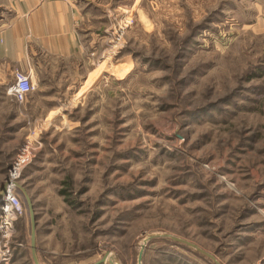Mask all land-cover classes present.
Segmentation results:
<instances>
[{
    "label": "rangeland",
    "instance_id": "obj_1",
    "mask_svg": "<svg viewBox=\"0 0 264 264\" xmlns=\"http://www.w3.org/2000/svg\"><path fill=\"white\" fill-rule=\"evenodd\" d=\"M249 3L128 6L121 47L110 54L106 36L93 93L70 115L58 102L47 118L41 101L27 116L1 69L0 187L40 130L18 180L25 193L14 192L11 264L34 262L25 194L38 263L138 264L144 246L141 264H215L168 238L145 243L166 234L219 264H264V38Z\"/></svg>",
    "mask_w": 264,
    "mask_h": 264
},
{
    "label": "crops",
    "instance_id": "obj_2",
    "mask_svg": "<svg viewBox=\"0 0 264 264\" xmlns=\"http://www.w3.org/2000/svg\"><path fill=\"white\" fill-rule=\"evenodd\" d=\"M141 1L0 0V71L9 70L11 83L16 71L29 73L35 91L22 103L26 115L38 111L41 101L47 118L58 102H65L66 115L82 108L93 93L94 56L101 54L105 32L125 17V8ZM247 1L259 6L253 29L264 38V0Z\"/></svg>",
    "mask_w": 264,
    "mask_h": 264
},
{
    "label": "built area",
    "instance_id": "obj_3",
    "mask_svg": "<svg viewBox=\"0 0 264 264\" xmlns=\"http://www.w3.org/2000/svg\"><path fill=\"white\" fill-rule=\"evenodd\" d=\"M124 17L119 20L114 28L106 31L105 35L110 38V54H114V50L119 49L123 42V36L127 27ZM35 91L29 73L16 71L14 73L13 82L6 87L5 94L15 100L18 104L25 102L28 94ZM40 130L35 128L33 132L27 136L24 145L18 150L16 155L10 162L7 177L5 179L6 192L0 200V264H11L13 251L20 244L11 242L13 233V223L21 216V204L15 195V185L21 177L22 170L28 166L34 159L36 150L40 146L37 137Z\"/></svg>",
    "mask_w": 264,
    "mask_h": 264
},
{
    "label": "water",
    "instance_id": "obj_4",
    "mask_svg": "<svg viewBox=\"0 0 264 264\" xmlns=\"http://www.w3.org/2000/svg\"><path fill=\"white\" fill-rule=\"evenodd\" d=\"M6 184H7V182L4 181L2 186H1V189H0V200L5 195ZM15 187L18 190H21L22 192H24V190L22 188H20L19 184H16ZM25 199H26V202H27V207H28L29 216H30V225H31V231H30L31 254H32V258H33L34 264H38V261H37V258H36V253H35V227H36V225H35L34 209H33V206H32V203H31L30 199L28 198V196L26 194H25ZM159 237L168 238V239H170L171 241H173L175 243L182 244L184 246L190 247V248L196 250L197 252L203 254L204 256H207L211 260H213L215 262V264H219V263H217L215 261V259L212 256H210V255L206 254L205 252L201 251L199 248H197L195 245L191 244L190 242H187L185 240H181L179 238H176V237H173V236H170V235H166V234L165 235H150V236H148L146 238L145 243H147L150 240H153L155 238H159ZM143 250H144V246H142V248H140V251L138 253V258H137V263L138 264H141ZM105 262H106V257L104 256L101 260H99L95 264H105ZM109 264H112V263L109 261Z\"/></svg>",
    "mask_w": 264,
    "mask_h": 264
},
{
    "label": "bare ground",
    "instance_id": "obj_5",
    "mask_svg": "<svg viewBox=\"0 0 264 264\" xmlns=\"http://www.w3.org/2000/svg\"><path fill=\"white\" fill-rule=\"evenodd\" d=\"M142 245H143V243H142ZM142 245H141V246H142ZM110 262H111V261H110Z\"/></svg>",
    "mask_w": 264,
    "mask_h": 264
}]
</instances>
